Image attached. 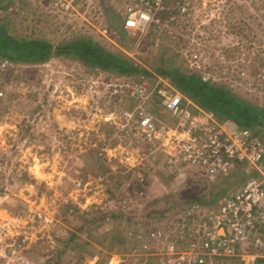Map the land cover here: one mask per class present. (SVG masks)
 <instances>
[{"label":"rangeland","instance_id":"1","mask_svg":"<svg viewBox=\"0 0 264 264\" xmlns=\"http://www.w3.org/2000/svg\"><path fill=\"white\" fill-rule=\"evenodd\" d=\"M4 1L0 24L15 37L43 39L54 48L90 38L147 73L117 75L67 55L40 64L6 60L0 74V264H189L182 257L203 254L182 234L190 236L195 227L202 235L206 208L219 207L255 173L242 165L210 178L183 165L174 151L179 142L172 143L177 122L156 91L164 79L158 70L198 73L264 108V0H181L185 14L159 11L144 33L124 27L133 0H97L107 37L97 29L102 25L72 23L47 3L9 12ZM86 17L95 23L93 12ZM140 86L164 143L151 153L121 126V109L132 106L127 90ZM186 98L196 124L193 142L205 148L208 115L218 125L231 120ZM193 209L195 223L183 222Z\"/></svg>","mask_w":264,"mask_h":264},{"label":"built area","instance_id":"2","mask_svg":"<svg viewBox=\"0 0 264 264\" xmlns=\"http://www.w3.org/2000/svg\"><path fill=\"white\" fill-rule=\"evenodd\" d=\"M36 1L47 3L56 14L71 19L72 23L83 19V22L95 28L102 25L97 29L103 36L109 35L108 29L103 26L102 11L97 0H5L4 6L9 12H19L26 3ZM133 3L128 5L124 20V27L128 32L137 30L144 33L150 29L158 19L159 11L166 14L168 12L169 16L187 12V7L181 0H133ZM88 11L94 13L95 23L93 19L91 22L87 20ZM8 64L9 62L0 58V74L8 69ZM160 80L162 84L156 91L177 122V133L173 135L172 143L179 142L174 151L183 160L185 167L198 168L210 178L230 174L242 165L247 167L248 175L250 171L255 173L239 191L224 198L219 207L206 208L203 213L205 216L200 222L205 227L202 235L197 234L198 230L195 232V227L190 236L182 234L183 240L193 244L192 250H204L201 255L193 254L190 259H182L189 264H264V140L256 131L241 128L233 121L215 124L212 116L208 115L210 120L207 123L204 121L203 125L210 127V134L206 137V147L199 148L193 142L192 134L196 124L192 123L187 98L169 82ZM119 89L115 93L120 92ZM127 91L132 97V106L121 109L123 131L129 136H135L136 142H144L150 153L156 148H162L164 143L158 124L143 102L146 100L141 86L137 92ZM123 95L128 96L124 92ZM166 140L168 143L170 138L166 137ZM177 161L178 159L175 162ZM196 211H189L182 221L192 219L195 223ZM152 236H156V233H152Z\"/></svg>","mask_w":264,"mask_h":264},{"label":"trees","instance_id":"3","mask_svg":"<svg viewBox=\"0 0 264 264\" xmlns=\"http://www.w3.org/2000/svg\"><path fill=\"white\" fill-rule=\"evenodd\" d=\"M74 56L85 64L98 66L110 73L132 76L146 71L131 61L120 58L90 38H77L65 45L54 46L43 39L15 37L8 32L5 24H0V58L13 64H40L54 56ZM184 96L192 99L203 109L212 111L220 120H231L241 128L264 133V108L239 97L229 87L214 85L194 72H185L178 67L158 70ZM259 133L258 131H256Z\"/></svg>","mask_w":264,"mask_h":264},{"label":"crops","instance_id":"4","mask_svg":"<svg viewBox=\"0 0 264 264\" xmlns=\"http://www.w3.org/2000/svg\"><path fill=\"white\" fill-rule=\"evenodd\" d=\"M4 5H5V2H4Z\"/></svg>","mask_w":264,"mask_h":264}]
</instances>
